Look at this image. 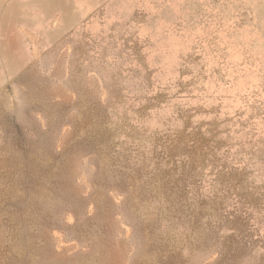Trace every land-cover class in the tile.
Instances as JSON below:
<instances>
[{
    "label": "rangeland",
    "instance_id": "1",
    "mask_svg": "<svg viewBox=\"0 0 264 264\" xmlns=\"http://www.w3.org/2000/svg\"><path fill=\"white\" fill-rule=\"evenodd\" d=\"M0 264H264V0H0Z\"/></svg>",
    "mask_w": 264,
    "mask_h": 264
}]
</instances>
